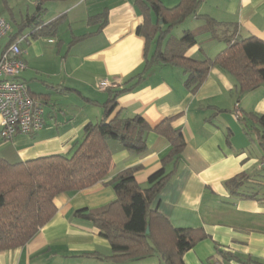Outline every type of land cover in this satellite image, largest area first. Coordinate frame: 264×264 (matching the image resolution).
Masks as SVG:
<instances>
[{"label": "crops", "instance_id": "1", "mask_svg": "<svg viewBox=\"0 0 264 264\" xmlns=\"http://www.w3.org/2000/svg\"><path fill=\"white\" fill-rule=\"evenodd\" d=\"M28 1L26 9L8 6L12 20L0 8L12 25L0 44V56L12 36L26 37L21 47L28 68L20 80L43 106L42 127L4 141L0 119V158L10 164L54 155L71 157L83 139L84 127L105 119L110 91L125 88L145 62V39L137 34L144 18L135 0L48 2L40 21L43 25L60 22L55 37L32 36V25L25 24L38 4ZM179 2L167 5L172 8ZM103 12H107L103 29L100 23H89ZM198 15L221 23L223 33L236 31L240 39L255 37L264 42V0H203ZM186 24L173 36L181 38L186 30L196 32L206 26L195 18ZM226 48L224 41L204 35L186 57L214 59ZM185 80L182 69L156 65L135 91L117 99L108 121L117 115L141 116L155 128L174 118L172 126L182 131L186 149L150 209L175 229L205 235L184 255V264H264V151L253 117L264 115V84L240 95L235 79L219 68H212L195 93L186 89ZM102 82L116 87L100 91ZM147 144L144 154H136L110 140L112 169L107 179L59 195L54 201L55 217L26 246L1 252L0 264H162L158 256L141 261L110 259L111 245L100 230L75 214L112 203L116 193L108 182L125 170L138 168L136 181L148 188L149 178L162 167L171 145L153 131ZM242 175L246 183L238 192L251 198L234 195L226 186Z\"/></svg>", "mask_w": 264, "mask_h": 264}, {"label": "trees", "instance_id": "2", "mask_svg": "<svg viewBox=\"0 0 264 264\" xmlns=\"http://www.w3.org/2000/svg\"><path fill=\"white\" fill-rule=\"evenodd\" d=\"M36 1V12L27 19L25 26L32 25V36L55 37L60 22L43 25L40 19L48 2L64 0ZM202 2L180 0L178 5L168 8L163 0H135L144 18L137 29L138 36L145 39L143 70L122 90L110 91V98L104 104L105 119L84 127L83 139L71 157L54 155L19 164H10L0 158V253L26 246L55 217L54 201L59 195L79 192L107 179L112 169L110 140L119 142L131 152L144 154L148 150L147 135L152 131L166 138L171 149L162 167L149 178V187L143 189L137 183L138 168L125 170L108 182L116 193L112 203L99 210L84 209L75 214L100 230V235L111 245L113 255L110 259L115 261H141L158 256L162 264H184V255L205 238L202 231L173 228L164 217L150 209L152 201L175 174L186 149L182 131L172 126L174 118L165 119L155 128L141 116L123 119L117 115L108 121L117 99L135 91L147 73L159 64L182 69L186 76L185 87L192 93L208 78L212 68L232 76L240 95L264 84V42L255 37L240 39L236 31L223 33L221 23L198 15ZM192 18L203 20L206 26L196 32L186 30L181 38L174 37L173 32L183 28ZM89 23H100L99 29H103L107 24V12L90 18ZM204 35L224 41L227 48L214 59L187 58V52ZM20 36L21 33L12 36L10 44ZM253 117L264 148V115ZM170 165L172 170L168 171ZM245 183L246 176L242 175L228 181L226 186L234 195L251 198L238 192Z\"/></svg>", "mask_w": 264, "mask_h": 264}, {"label": "built area", "instance_id": "3", "mask_svg": "<svg viewBox=\"0 0 264 264\" xmlns=\"http://www.w3.org/2000/svg\"><path fill=\"white\" fill-rule=\"evenodd\" d=\"M11 32V23L0 13V44ZM25 39L24 36L19 37L0 56V119L4 141H10L19 134H33L42 127L43 106L20 80L21 74L28 68L21 47ZM115 87L106 82L98 85L100 91ZM237 115L241 116L240 113Z\"/></svg>", "mask_w": 264, "mask_h": 264}, {"label": "rangeland", "instance_id": "4", "mask_svg": "<svg viewBox=\"0 0 264 264\" xmlns=\"http://www.w3.org/2000/svg\"><path fill=\"white\" fill-rule=\"evenodd\" d=\"M27 2H29V1L28 0H0V8H1L3 16H5L8 20H12L11 19V12L8 10V6L9 5H11L13 7L19 6V10L24 9V8L26 9L27 5H28ZM163 2L165 4V6L169 8V6L167 4L173 5L172 2H174V0H163ZM52 13H53V11H52ZM185 25H188V24H185ZM182 27H185V26H182ZM175 31H177V30H175ZM173 35H175V32L173 33Z\"/></svg>", "mask_w": 264, "mask_h": 264}, {"label": "water", "instance_id": "5", "mask_svg": "<svg viewBox=\"0 0 264 264\" xmlns=\"http://www.w3.org/2000/svg\"><path fill=\"white\" fill-rule=\"evenodd\" d=\"M263 151H264V148H263ZM147 233H149V228H148V230H147Z\"/></svg>", "mask_w": 264, "mask_h": 264}]
</instances>
